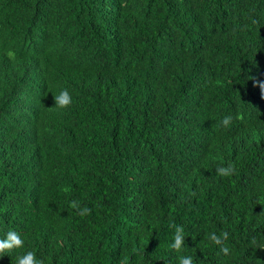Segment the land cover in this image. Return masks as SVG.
I'll return each mask as SVG.
<instances>
[{"label": "trees", "instance_id": "obj_1", "mask_svg": "<svg viewBox=\"0 0 264 264\" xmlns=\"http://www.w3.org/2000/svg\"><path fill=\"white\" fill-rule=\"evenodd\" d=\"M261 82L264 0H0V264H264Z\"/></svg>", "mask_w": 264, "mask_h": 264}, {"label": "clouds", "instance_id": "obj_2", "mask_svg": "<svg viewBox=\"0 0 264 264\" xmlns=\"http://www.w3.org/2000/svg\"><path fill=\"white\" fill-rule=\"evenodd\" d=\"M261 17L255 11L250 13L248 16L247 24H239L234 26L233 31L235 32L237 29L243 31L246 30L249 26L259 27L261 25ZM7 56L10 59H15V53L11 50L7 51ZM260 88L261 95L264 96V82L258 84ZM72 103V96L67 89H63L59 92L57 96L54 98V104L56 107L60 109L68 108ZM232 123L231 116H225L221 121L222 127H228ZM216 175L221 177H230L236 173V168L234 164L229 163L226 166H220L215 169ZM67 191V189H65ZM69 207L76 210L77 214L80 216H87L91 214L92 209L83 206L81 207L80 202L76 200H72L69 202ZM171 228H174L175 235L173 238V243L170 247L175 251H180L183 247H185V230L183 226L172 224ZM208 239L219 247L220 252L227 256L230 254V249L226 245V241L229 239V233L225 230H222L219 234L215 232H211L208 234ZM252 245L257 244L256 238H253L250 242ZM24 247V239L21 234L14 231L9 230L5 234V237L0 239V257L4 256L5 253L11 252L13 249L23 248ZM16 264H44V260L38 258L34 251H28L21 256L16 257ZM178 264H194L193 257L191 256H181L178 258Z\"/></svg>", "mask_w": 264, "mask_h": 264}]
</instances>
